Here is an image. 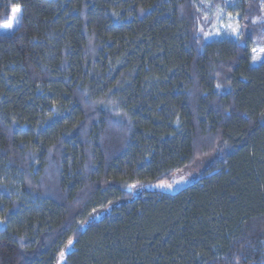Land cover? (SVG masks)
<instances>
[{"label":"trees","instance_id":"trees-1","mask_svg":"<svg viewBox=\"0 0 264 264\" xmlns=\"http://www.w3.org/2000/svg\"><path fill=\"white\" fill-rule=\"evenodd\" d=\"M262 1L0 0V264H264Z\"/></svg>","mask_w":264,"mask_h":264},{"label":"rangeland","instance_id":"rangeland-1","mask_svg":"<svg viewBox=\"0 0 264 264\" xmlns=\"http://www.w3.org/2000/svg\"><path fill=\"white\" fill-rule=\"evenodd\" d=\"M262 11L264 18V0L262 1ZM11 12H12V17L9 23L0 26V32L2 33L10 32V30L14 29L17 23L19 22L20 8L18 6L13 7L11 9ZM224 17L225 18L217 16L214 19V22L211 26V30H209V33L212 36H224V35L236 36L240 32L243 34L247 33V29L243 25L237 22L236 15H232V17H229V14L226 13ZM262 32H264V29L262 30ZM253 49H255V51H253ZM262 49H264V41L260 42L255 40L253 42L252 52H251L253 63L259 62L264 57V51H262ZM201 171H202V167L196 166L186 171L176 172L175 174H173L169 182L160 183L157 185H147L146 188L155 189L163 192H174L179 188L184 187L189 183L197 180L201 175Z\"/></svg>","mask_w":264,"mask_h":264},{"label":"snow or ice","instance_id":"snow-or-ice-1","mask_svg":"<svg viewBox=\"0 0 264 264\" xmlns=\"http://www.w3.org/2000/svg\"><path fill=\"white\" fill-rule=\"evenodd\" d=\"M253 51H255V49H253ZM262 51H264V49H262ZM69 243H71V241H69Z\"/></svg>","mask_w":264,"mask_h":264}]
</instances>
